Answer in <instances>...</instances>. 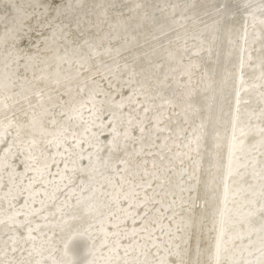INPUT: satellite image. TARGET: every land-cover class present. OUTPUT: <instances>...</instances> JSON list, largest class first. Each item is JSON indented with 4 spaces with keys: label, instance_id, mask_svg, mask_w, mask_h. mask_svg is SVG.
I'll use <instances>...</instances> for the list:
<instances>
[{
    "label": "snow or ice",
    "instance_id": "obj_1",
    "mask_svg": "<svg viewBox=\"0 0 264 264\" xmlns=\"http://www.w3.org/2000/svg\"><path fill=\"white\" fill-rule=\"evenodd\" d=\"M264 264V0H0V264Z\"/></svg>",
    "mask_w": 264,
    "mask_h": 264
},
{
    "label": "bare ground",
    "instance_id": "obj_2",
    "mask_svg": "<svg viewBox=\"0 0 264 264\" xmlns=\"http://www.w3.org/2000/svg\"><path fill=\"white\" fill-rule=\"evenodd\" d=\"M88 246V241L85 238H76L70 244L69 250L78 261V264H86L89 259L87 254Z\"/></svg>",
    "mask_w": 264,
    "mask_h": 264
}]
</instances>
